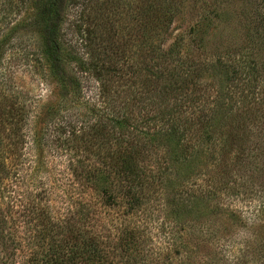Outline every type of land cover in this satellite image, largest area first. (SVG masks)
<instances>
[{
    "label": "trees",
    "instance_id": "obj_1",
    "mask_svg": "<svg viewBox=\"0 0 264 264\" xmlns=\"http://www.w3.org/2000/svg\"><path fill=\"white\" fill-rule=\"evenodd\" d=\"M186 1L0 0V264H174L200 198L235 191L222 158L190 181L197 147L243 146L258 127L264 161V0H238L243 53L237 0H211L213 61L186 55L182 36L165 45ZM207 65L220 76L201 83ZM262 207L249 228L264 227ZM251 234L219 236V258L244 264Z\"/></svg>",
    "mask_w": 264,
    "mask_h": 264
},
{
    "label": "rangeland",
    "instance_id": "obj_2",
    "mask_svg": "<svg viewBox=\"0 0 264 264\" xmlns=\"http://www.w3.org/2000/svg\"><path fill=\"white\" fill-rule=\"evenodd\" d=\"M212 3L211 0H206V5H204L187 0L183 6V11H181L182 14L171 27L172 35L168 37L165 45L167 46L172 43L175 37L182 36L186 44V55H206V57L213 61L210 55L214 52L215 43L213 40H210V35L219 27L222 28L223 23L219 24L216 19L215 13L217 10L214 6H211ZM234 8L236 9L235 12H240L238 19L243 22L234 20L237 16L233 18L232 24L234 23L233 26L236 27V30L233 29L232 31L238 38L231 41V46L234 47L233 49L237 53H243L242 51H249V44H251H245L247 40L244 37V22L248 19L244 17L242 5L238 3V0ZM112 11V16L116 20L117 27H119V30H123V27L127 26V24L125 25L126 19H124L123 9L121 7H114ZM24 34L32 35L30 32H24ZM223 40L226 41V38H223L221 41L218 40L217 44L221 43V46H223L225 43H222ZM260 41L261 39H257L252 44H255V42L260 43ZM207 68L209 70L206 69L204 71L203 78L200 80L201 83L214 82L220 76L219 74L212 73L215 70L211 65H207ZM215 73L217 72L215 71ZM259 79L261 78L259 77ZM42 88L46 98L50 95L52 88L51 86L49 88L43 86ZM220 120L221 118L214 122V130L217 129ZM219 129L222 132L228 133L229 125H221ZM258 130V127L249 126L243 133L239 134V137L250 136L249 141L243 146L236 145L231 148L228 146L223 147L222 143L215 145V142H211L210 144L197 147L196 155L194 158H191L192 161L186 170L189 172L190 181L207 179L209 175H212V171L215 172V163L222 158L224 162L222 171L224 172L225 181L227 182L228 180L230 184H233L232 186H234L235 191L224 203L219 202L218 198H200L199 206L196 208L195 213L186 218V220L188 219L187 221L194 219L193 222H189L193 225V228L185 227L182 230L185 237V233H187L188 245L187 247H182L179 254L174 256V264H227L222 258H219L222 245L220 248L215 247L216 239L221 235H225L228 243L230 239L239 241L245 238L247 240L250 231L252 233L251 241L253 242L249 250L250 254L245 259H240V262L244 264H264V227L249 228L246 218L252 214L254 206L259 207V205L264 204V161L258 148L262 141V138H258L257 136ZM213 137L217 138V132L213 131ZM262 209L264 208L262 207ZM202 232L204 233L203 237H210L209 244L214 249V251H211L213 255H208V252L204 249L206 247L205 242H201L198 238ZM156 242H159L158 239H156ZM197 243L204 245V247L198 246ZM215 253H217V257H215ZM241 255H244V251L241 252ZM228 263L231 262L228 261Z\"/></svg>",
    "mask_w": 264,
    "mask_h": 264
}]
</instances>
